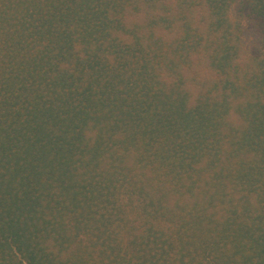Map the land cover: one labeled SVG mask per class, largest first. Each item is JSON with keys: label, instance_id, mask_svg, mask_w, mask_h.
I'll return each instance as SVG.
<instances>
[{"label": "trees", "instance_id": "1", "mask_svg": "<svg viewBox=\"0 0 264 264\" xmlns=\"http://www.w3.org/2000/svg\"><path fill=\"white\" fill-rule=\"evenodd\" d=\"M0 264H264V0H0Z\"/></svg>", "mask_w": 264, "mask_h": 264}]
</instances>
